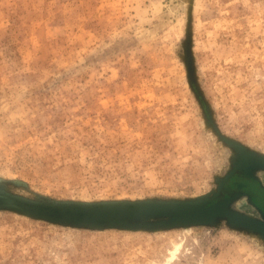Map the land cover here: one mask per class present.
<instances>
[{
	"label": "rangeland",
	"instance_id": "rangeland-1",
	"mask_svg": "<svg viewBox=\"0 0 264 264\" xmlns=\"http://www.w3.org/2000/svg\"><path fill=\"white\" fill-rule=\"evenodd\" d=\"M264 0H0V264H264ZM120 208V212L104 210Z\"/></svg>",
	"mask_w": 264,
	"mask_h": 264
},
{
	"label": "water",
	"instance_id": "water-1",
	"mask_svg": "<svg viewBox=\"0 0 264 264\" xmlns=\"http://www.w3.org/2000/svg\"><path fill=\"white\" fill-rule=\"evenodd\" d=\"M226 186L230 190L228 194H225ZM243 192L258 198L259 193L252 187V182L246 177L238 178V172H234L222 183L218 195L213 200L165 205L155 210L172 214L174 223L200 224L216 214L218 208L224 203L223 200L225 198L236 196ZM103 209L111 212H120L121 207H104Z\"/></svg>",
	"mask_w": 264,
	"mask_h": 264
},
{
	"label": "flooded vegetation",
	"instance_id": "flooded-vegetation-1",
	"mask_svg": "<svg viewBox=\"0 0 264 264\" xmlns=\"http://www.w3.org/2000/svg\"><path fill=\"white\" fill-rule=\"evenodd\" d=\"M248 178L251 182H252V187L254 189H256L258 191V198L254 197L252 194L243 192L241 193L242 195H248L251 197L252 201H254L255 205L259 208L262 209L264 211V189H262V187H260L257 183H255V181H253L251 178L247 177L246 175H244L243 173H238V178L242 179V178ZM256 187V188H255ZM225 194L230 193V190L228 189V187H225ZM240 194V195H241Z\"/></svg>",
	"mask_w": 264,
	"mask_h": 264
}]
</instances>
